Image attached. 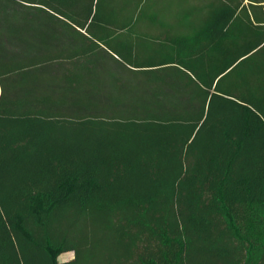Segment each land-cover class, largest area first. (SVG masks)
I'll return each instance as SVG.
<instances>
[{
	"label": "trees",
	"instance_id": "16d2710c",
	"mask_svg": "<svg viewBox=\"0 0 264 264\" xmlns=\"http://www.w3.org/2000/svg\"><path fill=\"white\" fill-rule=\"evenodd\" d=\"M118 1L0 0V264H264V20L142 59Z\"/></svg>",
	"mask_w": 264,
	"mask_h": 264
},
{
	"label": "rangeland",
	"instance_id": "374dc122",
	"mask_svg": "<svg viewBox=\"0 0 264 264\" xmlns=\"http://www.w3.org/2000/svg\"><path fill=\"white\" fill-rule=\"evenodd\" d=\"M218 1L220 0H120L117 2L119 12L116 22L124 27V32L120 33L123 37L120 43L133 45L135 55L142 59L158 53L160 55L167 37L185 34L196 25L203 24L211 13L208 6ZM125 21L127 22L121 25ZM115 43L119 45L118 42ZM100 55L99 67L101 65L108 76L115 75L117 68L109 54L103 52ZM73 258L74 253H65L59 257V261L65 262Z\"/></svg>",
	"mask_w": 264,
	"mask_h": 264
},
{
	"label": "crops",
	"instance_id": "0c3cea01",
	"mask_svg": "<svg viewBox=\"0 0 264 264\" xmlns=\"http://www.w3.org/2000/svg\"><path fill=\"white\" fill-rule=\"evenodd\" d=\"M227 5L237 9L236 19L238 21H251L255 22V18L264 20V0H220L211 3L208 10H213L214 7ZM211 14V13H210ZM206 21V19H205Z\"/></svg>",
	"mask_w": 264,
	"mask_h": 264
}]
</instances>
